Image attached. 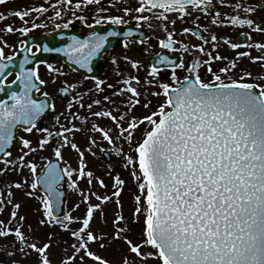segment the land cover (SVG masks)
Masks as SVG:
<instances>
[{
	"label": "snow or ice",
	"instance_id": "1",
	"mask_svg": "<svg viewBox=\"0 0 264 264\" xmlns=\"http://www.w3.org/2000/svg\"><path fill=\"white\" fill-rule=\"evenodd\" d=\"M6 4L8 0H0V6ZM93 5L95 15L89 22L83 9ZM108 5L102 0H76L75 4L55 0L50 7L62 22L55 23L51 33L61 30L58 35L65 37L63 29L77 20L91 30L84 36H68L67 43L54 36L46 39L51 33L28 38L48 27L29 19L49 11L43 3L17 7L8 15L0 12V22L9 17L21 21L0 28V93L6 97H0V177L22 174L21 180L0 190V215L9 213L7 220L0 219V244L7 245L0 247V255L9 259L0 264H23L24 258L33 256L32 264H54L53 247L63 253L57 264H117L93 247L106 251L117 241L127 246L118 249L119 264L153 260L157 264H264V42L251 38L252 31L264 35V16L260 22L253 18L264 8V0L258 5L244 0H108ZM221 6L232 9V14L221 11ZM69 11L71 18L63 19ZM194 11L211 17L210 25L246 26L251 30L243 34L248 39L242 44L209 32L205 25L196 29L198 18L194 26H183L178 33V21L192 18ZM99 25L112 27L98 31ZM117 25H128L127 31L117 30ZM145 27L153 34L162 33L157 36L161 50L152 62L145 65L131 53L106 56L111 37L122 36L124 49L134 43L143 46L145 39L131 38L136 32L143 35ZM10 34L18 36L16 43L9 42ZM178 34L195 35L200 43H184L176 38ZM221 41L234 56L221 53ZM252 49L260 54L253 55ZM149 50L142 48V53ZM52 53H62L69 67L76 66L73 71L91 75L69 82L64 65L44 55ZM185 54L191 59L186 60ZM101 58L110 59L115 82L96 73ZM244 58L258 71L241 67ZM13 69H17L14 78L9 79ZM61 77L65 79L57 93L70 100L58 112L53 93L43 89L56 85ZM138 107L147 111L136 114ZM48 112L54 114V122L41 126ZM99 120L110 124L101 126ZM141 127L144 131L137 140ZM20 129L27 135L19 138L22 147L14 156ZM77 133L85 136L87 148L81 147ZM96 133L123 156V167L135 180L130 216L124 214L122 202L127 182L119 173L112 177L111 194L93 188L95 181L108 189L85 158L86 152L95 155ZM118 140L128 145V153ZM49 149L51 155H43ZM65 150L78 154L76 167L67 162ZM66 177L68 187L80 195L75 209L83 205L81 215L61 211ZM85 180L87 191L81 188ZM15 190L38 201L37 211L42 210L36 226L28 224L27 231V216L21 214L24 205L15 201ZM112 203L116 207L109 223L107 205ZM41 228L50 230L38 235ZM55 229L67 233L68 239Z\"/></svg>",
	"mask_w": 264,
	"mask_h": 264
},
{
	"label": "rangeland",
	"instance_id": "2",
	"mask_svg": "<svg viewBox=\"0 0 264 264\" xmlns=\"http://www.w3.org/2000/svg\"><path fill=\"white\" fill-rule=\"evenodd\" d=\"M246 1V0H244ZM76 0H73V4H75ZM126 2L128 3H134L135 0H126ZM45 4V6H49V11L47 13L44 14H40L36 19L35 22L37 23H46L48 25L47 28H41L38 30L39 33H45L48 32L50 30H52L54 28L55 23H61V20H58L55 18L54 15V9L52 7H50V5H54L55 4V0H18L16 2H11L8 3L4 6L0 7V12H4L5 15H8V13L14 11L17 7H21V6H31V7H37L39 4ZM102 3L105 7H108V0H102ZM248 4H255L258 5L259 3H261V0H247ZM113 14L117 13V9H112L111 10ZM225 13L227 14H232V10L226 9ZM81 12L80 10H77V15H80ZM83 14L88 15L89 16V21H91V18L95 15V6H86L83 9ZM198 16H203L200 15L198 12H193V17L190 18V20H196V18H198ZM205 17V16H203ZM51 18V19H50ZM71 18V12H67L66 15H64L63 19H69ZM255 18V16L253 17ZM211 17H205V21L202 22L205 26L208 27L209 32H215L217 35L222 36V33L219 32V29H223L224 26H216V25H210L209 21H210ZM78 23H81L79 20L75 21ZM8 23H13L14 25H20L21 21L18 18L15 17H9V19L0 22V28H3L6 24ZM183 26H187L186 23L182 22V21H178L177 23V32L179 33L180 29ZM234 27H241V28H234L232 31H230L229 35L231 37H233V35L235 34V32H237L238 30L241 29H245V31L250 30L248 29L246 26L242 27V26H234ZM230 30V29H229ZM251 31V30H250ZM150 32V39L143 45H139L138 43H134L133 46L130 49H124L123 46L118 48V51L116 53H114L113 55H118V56H122L123 54L126 53H131L133 56L139 57L141 59L144 60L145 65L149 64L151 62V58L153 57V55L155 54V52L157 51V48H159L158 42H157V36L162 35V33L160 32H156L155 34H153V32L151 30H149ZM223 35H227L226 33H223ZM255 40L254 41H258L261 42L264 39L260 36V35H255ZM178 40L182 39L184 41V43H189V44H195V43H200V41H197V38L192 36H182L180 34L177 35L176 37ZM7 39L9 40L10 43H16L18 41V36L14 35V34H10L7 36ZM151 46V47H150ZM227 48L228 54L234 56L235 53L233 51H231L228 46L226 44L223 43V41H221V48L220 51H223L224 48ZM179 47V46H178ZM142 48H150V50L147 53H142ZM160 49V48H159ZM11 51V50H9ZM110 57V56H109ZM185 58L186 60H190L191 57L188 54H185ZM56 62H60V61H56ZM249 63V67L252 68L253 70L258 71V66L257 65H253L250 64L249 60L247 59V63L244 65V61H242L241 63V67L247 66V64ZM121 65L123 66V60H121ZM106 71L109 73L112 71V65H111V61L110 59H108V61L106 62ZM44 71V69H42V72ZM64 71H66L64 69ZM68 73V76L66 77L69 82H75L76 81V77L71 75L68 71H66ZM141 77L143 78L144 76V71L141 70L140 73ZM65 79V77H61L60 81L57 82L56 85L53 84H49L47 87L44 88V91H49L51 92L55 87H57L58 85L62 84V81ZM110 82H115L116 81V76L114 74H111V76L109 77ZM162 99V98H161ZM155 98H153V107H155ZM64 105V104H63ZM65 106L62 105H57V111L59 112L60 109L63 111L65 109ZM85 111V112H83ZM146 109H143L142 107H138L136 109V114H143L144 112H146ZM81 112H83L85 115L87 114L86 110H81ZM82 113V114H83ZM53 113H51L47 118H45L44 120V124L45 126H48L49 124L53 123ZM79 123V122H77ZM96 123L100 124L101 126L103 125H108L110 124L109 121L107 120H99L96 121ZM144 129L139 131V133H143ZM114 136H118V133H116L115 131L113 132ZM137 135V134H136ZM96 139H97V144L96 147H93L92 152H96L98 155L101 154V149L102 147H106L109 148L113 151L115 158L113 160V162L111 164H104V162L99 161L98 159L95 158V155H93L92 153H88L86 152V161L88 164V168L92 171L95 172L96 176L98 177H102L105 182L108 185V189H104L101 188L99 186L98 183H96L95 181L93 182V188L96 191H99L100 193H105L107 192L108 194H111L110 190L112 188V177L115 176L117 173H119L121 175V177L123 179L126 180V187L124 192L122 193V202L124 205V214L126 216H130L131 212H132V197L133 194L135 193L136 190V183L134 178L130 175L129 173V169L124 168L123 165L125 163V160L123 158V156L117 154L112 146L106 141L104 140L101 135L99 133L95 134ZM77 141L79 143L86 141V143L84 145L81 144L82 148H87V140L86 138L80 134L77 137ZM136 139H140V135L136 136ZM117 144L121 147L124 148L125 153H128L130 151V149L128 148V150L126 149V143L120 142L119 140L117 141ZM134 143H133V147H134ZM18 153H15V155H17ZM43 155H51V150L49 149L47 152L43 153ZM134 155V153H133ZM31 158V157H30ZM65 158L67 160V162L69 164H71L73 167H76L78 165V154L74 151V150H65ZM37 162L39 163H43L42 161H40L37 157ZM111 166V167H109ZM0 167H3V165H0ZM109 171H111L112 175H108ZM23 175H27V170L25 169ZM22 179V174L19 171L16 172H9L6 175H4L3 177L0 178V188L1 190L4 189L5 184L9 183V182H13L16 180H21ZM31 179V177H29V180ZM68 186V185H67ZM81 188L85 189V191H87V181H82L81 182ZM16 192V196H15V201L17 202H23V207L21 209V214H25L27 216V221L25 223V230L27 231V225L31 224L33 226H36L38 219L40 218L41 215V211H37V208L39 207V202L36 200H30L28 198H26L23 195V192H21L20 190H15ZM67 208L66 211L68 210H74V214L75 215H81L84 211L83 205L81 206L80 209L76 210L75 206H71V204L68 205V197H70L71 199V203L73 200L74 203H79L80 202V195L78 192L75 191H70V188L67 187ZM6 194V193H5ZM73 195H77L76 197H73ZM116 207V205L114 203L112 204H108L107 208L109 211V223H111V211L112 209H114ZM8 208H11V205H8ZM8 211L6 210L4 214L0 215V219H4L7 220L8 218ZM98 223L102 224V221L99 220L98 218ZM13 226H15L13 224ZM49 228H41L40 232L38 233V235H42L43 233L49 231ZM55 231H57L58 235H62L63 238L65 240L68 239V235L67 233H61L59 229H55ZM105 231H110V229H105ZM134 239L138 238V228H137V233L136 235L133 236ZM12 237H9V240H11ZM7 245L5 244H0V247H6ZM93 247L98 250V251H102V254L108 256L109 258L115 260L117 262V264H119V261L121 259V252L118 251L119 248H124L126 249V245L123 244L122 241H117V243L115 245H113L111 248L105 250H100L98 249L97 245H93ZM63 255L62 251L60 248L57 247H53L52 249V258H53V262L54 264H57V262L59 261L60 257ZM17 257H19V254H17ZM17 257H12V259H16ZM9 259V257H7L6 255H0V262H6ZM34 259L33 257L30 258H24L23 264H32V260ZM89 264H91V261H89ZM150 264H157L156 261H151Z\"/></svg>",
	"mask_w": 264,
	"mask_h": 264
},
{
	"label": "flooded vegetation",
	"instance_id": "3",
	"mask_svg": "<svg viewBox=\"0 0 264 264\" xmlns=\"http://www.w3.org/2000/svg\"><path fill=\"white\" fill-rule=\"evenodd\" d=\"M261 15H264V10L263 11H261V10H258L257 12H256V14H255V19H257L259 16H261ZM89 22H91V21H89ZM75 25H73L72 27H71V29H74V28H76L77 26H75ZM85 26V25H84ZM103 28H108V27H112V26H110V25H101ZM85 28H86V31H91L90 29H88L86 26H85ZM250 31V30H249ZM255 34H259V33H257V32H255V31H252L251 32V38H252V40L254 41L255 40ZM263 39H264V35H260ZM262 42H264V41H262ZM118 51V49H116V50H114L113 52H110V53H108L106 56L107 57H109V56H111V55H113L114 53H116ZM244 51H247V49H245ZM252 51V54L253 55H259V50L258 49H252L251 50ZM60 61V60H59ZM108 61V59H106L105 60V63H104V65L100 68V75H102V76H104L105 74L107 75V77H110L111 76V74H114L113 73V71H111V72H107L106 71V68H105V66H106V62ZM61 62V61H60ZM244 62H247V58H245V60H244ZM65 66V68L68 70V72L71 74V75H73V76H75L76 77V80L77 79H80L83 75L82 74H80V73H76V72H74V71H72L70 68H68L66 65H64ZM14 75H15V71H13V77H10L9 79H12V78H14ZM115 75V74H114ZM58 86H60V85H58ZM58 86L57 87H55L52 91H51V93H53V96H52V98L55 100V102H56V104L57 105H65V99L63 98V97H61V95L60 94H58L57 93V89H58ZM44 90V89H43ZM37 95L39 96V94L37 93ZM60 111H62L61 109H60ZM40 123H41V126H45V124H44V121H40ZM18 135L21 137V136H25V135H27L26 133H24L23 132V130L22 129H20L19 130V133H18ZM36 133L34 132L33 134H31V138L32 139H35V137H36ZM20 149V148H19ZM19 149H15V150H13V155L15 154V153H18L19 152Z\"/></svg>",
	"mask_w": 264,
	"mask_h": 264
},
{
	"label": "water",
	"instance_id": "4",
	"mask_svg": "<svg viewBox=\"0 0 264 264\" xmlns=\"http://www.w3.org/2000/svg\"><path fill=\"white\" fill-rule=\"evenodd\" d=\"M136 35H138V36H135V37H137L138 39H144L145 37L144 36H142L141 34L139 35V33L138 34H136ZM48 40H51L50 38H47ZM55 39H56V37H55ZM56 40H61V39H56ZM64 42H65V40H64ZM55 46H58V44H56ZM53 54L54 53H52V54H44L46 57H51V56H53ZM63 55V54H62ZM66 58V57H65ZM75 66V65H74ZM76 67V66H75ZM82 71H86V70H82ZM107 153V152H106ZM106 155H108V157H107V159H106V162L107 163H109L110 161H111V156L107 153ZM64 184V183H63ZM62 191L64 192V190L62 189ZM65 198V192H64V197H63V199ZM64 201H65V199H64ZM63 210H64V205H63V207H62V209H61V211L63 212Z\"/></svg>",
	"mask_w": 264,
	"mask_h": 264
}]
</instances>
